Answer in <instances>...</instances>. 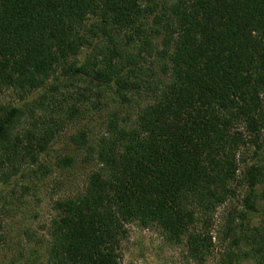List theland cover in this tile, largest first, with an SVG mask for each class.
I'll return each mask as SVG.
<instances>
[{
	"label": "trees",
	"instance_id": "16d2710c",
	"mask_svg": "<svg viewBox=\"0 0 264 264\" xmlns=\"http://www.w3.org/2000/svg\"><path fill=\"white\" fill-rule=\"evenodd\" d=\"M88 49L102 53L103 67L95 53L77 66ZM146 58L161 68H145ZM61 73L113 75L108 82L125 104L138 103L129 123L110 121L85 191L56 202L48 264H121L133 224L186 240L190 257L204 263L213 216L232 197L237 157L249 144L248 193L225 226L238 223L245 235L229 243L222 264L240 262L241 241L264 263V233L253 244L246 235L264 187V141L237 129L264 127V0H0V97L13 90L28 99ZM23 118L19 107L0 105V172L9 169L0 191L40 163L52 138L23 134Z\"/></svg>",
	"mask_w": 264,
	"mask_h": 264
},
{
	"label": "rangeland",
	"instance_id": "374dc122",
	"mask_svg": "<svg viewBox=\"0 0 264 264\" xmlns=\"http://www.w3.org/2000/svg\"><path fill=\"white\" fill-rule=\"evenodd\" d=\"M103 43L106 45V40L101 45ZM94 53L92 49L85 51L79 56L77 66L93 63L97 57L103 67L102 53L97 50L95 57ZM143 61L147 69L157 62L150 58ZM114 64L121 67L117 60ZM160 68L155 65L153 69L157 71ZM105 71L108 73L109 69ZM60 75L59 81L51 80L44 91L34 93L28 99L22 100L13 90L0 97V105L23 110L24 118L20 125L23 134L34 131L37 137L52 136L40 163L22 170L12 184L0 191V264H48L47 231L56 215V202L85 191L90 175L98 169V143L104 137H110V121L120 125L127 123L125 121L129 123L137 107L135 99H130L131 104H125V100L117 95L114 83L108 82V77H115L113 75L102 79H98L96 73L90 78ZM237 129L248 140L264 141V127L254 135L248 132L246 125ZM86 140L88 144L84 145ZM255 150L256 147L249 144L237 157L238 179L232 187V197L213 216V249L204 263L190 257L186 240L183 244L169 242L160 230L133 224L128 226L122 243L121 264H222L229 243H233L234 237L245 235L238 223L230 232L225 230V226L231 212L238 214L243 209L249 189L244 175L254 162ZM66 157L74 159V164L62 165ZM259 158L264 168V153ZM8 171L4 168L0 173ZM258 191L259 199L246 225V235L252 238V244L261 242L264 233V187ZM238 250V264H264L255 261L256 256L243 241Z\"/></svg>",
	"mask_w": 264,
	"mask_h": 264
}]
</instances>
